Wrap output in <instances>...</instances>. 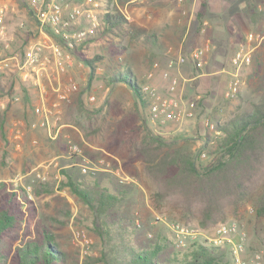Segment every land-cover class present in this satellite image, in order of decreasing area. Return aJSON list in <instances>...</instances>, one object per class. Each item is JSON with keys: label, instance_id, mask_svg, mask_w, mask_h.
<instances>
[{"label": "trees", "instance_id": "obj_1", "mask_svg": "<svg viewBox=\"0 0 264 264\" xmlns=\"http://www.w3.org/2000/svg\"><path fill=\"white\" fill-rule=\"evenodd\" d=\"M206 5V0H200V18ZM259 15L264 20V10ZM103 20L102 31L87 40H103V53L88 56L83 49L84 43L71 50L74 58L90 69L89 79L96 67L104 64L102 75L111 88L104 104L98 108L84 106L82 89L65 109V117L69 115L68 119L95 143L96 150L83 149L84 154L90 158L103 153L117 157L122 171L134 176L141 173L155 185L156 201L166 202L175 197L174 205L185 220L195 219L202 228H214L225 218L227 207L237 208L249 198L255 216L264 219V42L254 50L250 64L249 77L254 81L257 99L249 108H238L225 120H215L220 134L212 136L207 131L202 145L194 150L190 138L166 139L148 126L142 83L125 57L128 46L121 41L125 29L127 35L132 36V26L116 8L105 12ZM148 37L156 43L155 34ZM30 38V31H26L23 44L29 43ZM105 55L109 56L108 64L104 62ZM115 87L129 93L133 97L131 103H127L126 94L116 93ZM8 110L9 104L0 111L3 165L12 148L7 136ZM59 141V138L46 139L45 151L49 156L58 155L64 159L60 163V184L92 215L87 228L97 237L95 246L99 255L87 258V264H230L229 258L223 260L222 257V248L229 257L226 247L209 245L204 238L190 241L183 249L176 248L174 241L162 235L147 246L137 245L133 239L137 226L130 223L118 207L126 190L120 185L114 186L117 191L112 190L107 180L98 177L97 171L82 173L73 165L80 156L64 157L63 144ZM202 152L210 157L205 164L197 162ZM36 153L25 158L23 171L38 162ZM33 176L29 181L33 180L35 185ZM50 186V182H45L36 187L35 192H47ZM69 215L68 204L62 198L45 202L39 208L22 192L6 191L1 187L0 264L75 263L76 257L65 248L66 237L59 231ZM171 243L174 249L168 251Z\"/></svg>", "mask_w": 264, "mask_h": 264}, {"label": "rangeland", "instance_id": "obj_2", "mask_svg": "<svg viewBox=\"0 0 264 264\" xmlns=\"http://www.w3.org/2000/svg\"><path fill=\"white\" fill-rule=\"evenodd\" d=\"M3 1L10 8L8 25L9 29L14 33V41L11 49L16 52H21L25 46L23 44L25 32L30 31V41L36 37L35 24L22 0ZM126 1L128 0H104L103 3L105 6L98 8L96 11L102 13L106 7L110 9L116 8L130 22L133 34L131 37L128 36V31L125 29L121 41L128 46L125 57L128 59L129 65L135 72L138 81L141 83L145 81L146 70L150 68L153 61L157 60L160 64L164 63L169 55L180 52L188 53L194 46L201 45L207 40L210 41L211 49L206 58L208 63L202 69L197 70L191 63L187 62L172 70L173 73H176L180 77V91L186 93L187 100L193 99L197 94L201 96V101L199 104L197 103L195 116L190 119H185L181 123L168 122L158 127L157 129L160 133H156L166 139L178 137L190 138L192 148L196 150L202 145L205 133L209 131L204 126V118H209L212 122L215 120L223 121L235 112L236 109L243 107L249 108L250 103L258 97L254 81L249 77L250 65L244 68V83L239 90V95L236 94L231 98H226L224 93L222 95V91H225L223 87L226 86L229 74L225 78L218 77L216 80L212 78V75H204L196 79L192 77L196 73L216 70L228 62L238 43L243 40L245 31H262L264 20H262L259 12L264 10V0H206V9L201 18L198 14L201 9L200 0H146L144 2H129L128 4ZM160 5L161 7H159ZM158 20L167 23L173 22L172 27L169 24L166 27L162 26L161 30L166 34L165 47L171 48V52L166 54L165 52L161 54L157 52L158 46L152 43L148 37L150 34H156L154 30L159 28L156 23ZM20 21H23L24 24L22 28L18 26ZM84 44H86L83 48L84 52L88 56H91L96 52L103 53L105 42L98 39L88 42L86 40ZM153 50L156 52H153ZM105 56L104 62L107 64L110 63L108 61L109 56ZM209 60H211L212 67H209ZM99 66L100 71L95 72L92 79H89L90 69L76 58H74L73 64L69 67V74L79 86L78 91L72 95V99L79 95L83 89L81 98L87 109L98 108L104 104L111 90L110 86L105 83L102 75L104 64L102 65L100 63ZM71 68L74 71H71ZM159 74L157 72L155 74L156 81L158 85L164 88L166 82ZM203 77L206 79H202ZM11 80V95H8L10 91L8 89L9 78L0 81V83H7L5 88L0 86V101L2 102L7 100L11 102V98L20 96L18 91L21 90L20 88L25 82L16 76L12 77ZM115 92L126 94L125 96L128 98L126 99L127 103H131L133 100V97L129 93L124 92L120 87H115ZM89 93L95 94L97 100L94 102L87 100ZM69 103H62L57 106L54 115L57 117L56 125L59 126L58 135L55 138H50L45 133L46 136L41 138L42 140L36 153L38 162L34 166H30L28 171H23L22 169L23 165L26 164L25 162H27L25 158L32 153L28 152L29 150L26 148L29 147L28 144L24 143V148L22 147L21 151L11 150L10 157L6 158V164L3 165V146L0 142V188L4 187L6 191L15 190L22 192L27 198L34 201L39 208L45 202L51 203L58 198H62L67 202L70 215L59 231L66 237L65 248L71 256L76 257V262L73 264H87V258L97 257L99 255V249L95 246L97 237L87 228V223L90 222L92 215L75 196L61 186L60 163L64 159L59 158L58 155H47L44 142L46 139L47 141H55L59 138L60 144H63V156L66 154L69 142L75 143L80 148L83 157L93 162H98V165L102 167L108 164L106 166L109 168H120V161L117 157L108 153H103L94 158H90L84 154L83 149L89 148L90 150H96V146L92 140L84 136V132L78 125L68 119L69 115L65 117V109ZM12 115L13 110L10 113V116ZM149 127L153 130L152 126ZM209 160V156H200L197 162L205 164ZM55 161H58L57 166H54ZM35 171L45 172L46 179H35L36 184L34 183L35 185H33V180H29ZM120 172L128 176V179L124 183H119L118 178L109 171L100 170L96 174L100 179L107 180V184L112 190L117 191L114 189V186L117 185H120L126 190L124 200L118 207L119 211L130 220V223H134L137 226L136 233L133 237L137 245L147 246L154 242L158 235L166 236L171 242L174 241L175 232L173 231V226L178 223L185 228H193L198 231L194 239L190 236L183 237L184 245L181 247L183 249L190 241L202 240L203 236L208 234L209 230L213 228V226L207 229L202 228L195 219L186 221L174 205L175 197H171L166 202L156 201L153 196V192L156 189L155 185L146 180L141 173L140 175L134 176L121 169ZM45 182H50V190L41 193L35 192V188L40 187V184H45ZM28 185L30 186L29 191L26 189ZM253 206L252 199L249 198L237 208L227 207L225 210V218L222 220H236L246 233V239L251 248L264 245V219L255 216ZM83 240H87L90 245L89 251L87 252L82 251ZM172 249L174 248L171 243L168 251ZM221 252L223 253V260H226V257L229 258L224 248H222Z\"/></svg>", "mask_w": 264, "mask_h": 264}, {"label": "built area", "instance_id": "obj_3", "mask_svg": "<svg viewBox=\"0 0 264 264\" xmlns=\"http://www.w3.org/2000/svg\"><path fill=\"white\" fill-rule=\"evenodd\" d=\"M22 1L35 24L36 37L27 43L21 52L11 49L14 33L8 25L10 8L5 1L0 0V81L14 76L25 83L33 81L37 88V99L32 104L34 119L30 126L43 129L50 138H55L58 135L59 126L56 125L57 117L54 112L60 104L69 103L72 95L79 89L78 83L68 72L74 61L71 50L102 31L103 14L110 8L106 7L102 13L96 11L105 6L104 0ZM144 1L146 0H128L126 3ZM23 25V21L18 23L20 28ZM263 42L264 30L245 31L243 40L238 43L230 57L231 68L224 91L226 98H231L239 92L244 83V68L251 64L254 50ZM210 49L211 44L207 40L191 48L188 53L168 54L166 65L159 74L166 82L163 92L153 81L160 63L155 60L146 70L141 91L147 102L146 122L148 126L153 127L154 133H160L157 128L168 122L181 123L195 116L201 96L197 94L193 99L184 100L179 94L180 77L172 70L187 62L197 70L202 69ZM99 71L100 66H97L95 72ZM17 99L18 96L12 98V100ZM87 100L94 102L97 96L89 93ZM203 123L212 136L220 134L209 118H204ZM74 155L80 156L73 165L78 166L82 173L103 170L115 175L119 183H124L128 179V176L121 174L120 168L112 169L106 166L108 164L102 167L98 165V162L83 157L78 145L69 142L64 156L69 158ZM200 156H206L205 152H202ZM33 175L34 179H46L45 172L35 171ZM26 189L29 191L30 186L28 185ZM173 231L176 248L184 245V236L194 239L198 234L197 230L185 228L178 223L173 226ZM203 238L209 245L226 247L230 264H264V245L251 248L247 242L246 233L236 220L219 222L212 229V233L204 235ZM83 241L82 251L87 252L90 245L87 240Z\"/></svg>", "mask_w": 264, "mask_h": 264}, {"label": "crops", "instance_id": "obj_4", "mask_svg": "<svg viewBox=\"0 0 264 264\" xmlns=\"http://www.w3.org/2000/svg\"><path fill=\"white\" fill-rule=\"evenodd\" d=\"M159 7H161V5ZM177 20H179V19H177ZM156 23L158 24V27H159V28H156V30H154V31H156L155 35L157 38L156 43H154L156 46H158L157 52H159L160 54L162 52H165V54L167 52H171V50H170L171 48H166L165 47L166 44L164 45V42H166V39H165L166 34L163 33V31H161V30H162V26L166 27L167 25L169 26V24H171V27H172L173 22L171 21V22L167 23V22H162V20H158V21H156ZM153 52H156V51L153 50ZM166 59H165L164 63L160 64V68L157 70V74H159L160 71L165 67ZM210 61L211 60H209V67H212V64L210 63ZM206 63H208L207 59H206ZM230 68H231V63L229 60L228 62H226L224 65H222L221 67H219L216 70H211V71H208L205 73H196L192 78L196 79V78H198V77L200 78L204 75L205 76L212 75V78L214 80H216L218 77L225 78L226 75L229 73ZM71 71H74V69L71 68ZM11 78H9V84H8L9 90H10V87L12 86ZM154 79H155V80H153L154 83L158 86L159 90L163 92L164 88H162L160 85H158V82L156 81V77ZM202 79H206V78L203 77ZM228 79H229V76H228ZM223 80H225V79H223ZM6 84H7L6 82H3V83H0V86H2V88H5ZM223 88H226V86ZM20 89L21 90L18 91L20 96L18 97L17 100H12V98H11V102H10V100L3 101V102L0 101V111H3L7 107V105L9 104V110L6 112V119H7V136H8V138L12 144L11 150L21 151L23 144L27 143L29 146V147H26L29 150L28 152L34 153V152H37L38 147L40 146V143L42 140L41 138L46 136L44 130H42L40 128H32L30 126L31 121L34 119L33 113L31 110V106L34 103V101L37 99V93H36L37 88L33 84V81L32 82L30 81V82L24 83ZM11 92H12V90L9 91L8 95H11ZM179 94L181 95V97L184 100L188 99V97L186 96V93L180 91ZM11 110H13L12 116H10ZM170 132L174 133L172 131H170ZM2 146H3V144H2ZM53 160H54V158H53ZM54 164H55L54 166H57L58 161H55Z\"/></svg>", "mask_w": 264, "mask_h": 264}]
</instances>
